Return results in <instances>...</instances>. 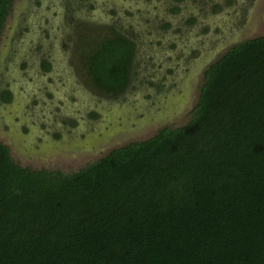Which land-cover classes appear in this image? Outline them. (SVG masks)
Masks as SVG:
<instances>
[{
	"label": "trees",
	"instance_id": "1",
	"mask_svg": "<svg viewBox=\"0 0 264 264\" xmlns=\"http://www.w3.org/2000/svg\"><path fill=\"white\" fill-rule=\"evenodd\" d=\"M110 30L81 58L118 93L134 42ZM0 264H264V35L202 71L184 124L74 172L21 167L0 143Z\"/></svg>",
	"mask_w": 264,
	"mask_h": 264
},
{
	"label": "rangeland",
	"instance_id": "2",
	"mask_svg": "<svg viewBox=\"0 0 264 264\" xmlns=\"http://www.w3.org/2000/svg\"><path fill=\"white\" fill-rule=\"evenodd\" d=\"M134 42L118 93L89 79L81 45ZM264 35V0H11L0 31V143L12 162L71 173L191 116L202 71ZM48 68L42 67V62Z\"/></svg>",
	"mask_w": 264,
	"mask_h": 264
}]
</instances>
